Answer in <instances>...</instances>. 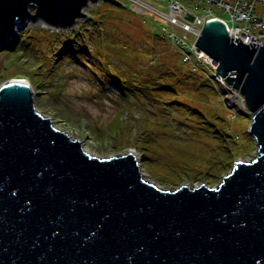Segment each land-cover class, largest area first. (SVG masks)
Segmentation results:
<instances>
[{
    "label": "water",
    "instance_id": "water-1",
    "mask_svg": "<svg viewBox=\"0 0 264 264\" xmlns=\"http://www.w3.org/2000/svg\"><path fill=\"white\" fill-rule=\"evenodd\" d=\"M98 0H0V42L19 20L69 28ZM120 4L117 0H104ZM35 11L32 13L31 9ZM208 20L196 45L240 89L258 154L216 187L163 189L133 152L99 158L35 108L30 84L0 85V264H264V43ZM5 83V84H4Z\"/></svg>",
    "mask_w": 264,
    "mask_h": 264
},
{
    "label": "rangeland",
    "instance_id": "rangeland-1",
    "mask_svg": "<svg viewBox=\"0 0 264 264\" xmlns=\"http://www.w3.org/2000/svg\"><path fill=\"white\" fill-rule=\"evenodd\" d=\"M117 1L122 7H111V2L104 0L87 2L82 8L86 16L78 17L69 28L21 19L10 38L0 42V85L27 79L36 110L51 118L54 127L102 159L133 152L144 178L163 189L174 190L184 184L192 188L203 183L218 186L236 160L250 162L258 154L256 139L249 131L253 112L240 89L230 84L238 94L230 97L223 85L213 80L211 67L200 64L196 69L179 60L174 50L180 51L171 32L180 34L183 47L194 49L201 34L189 31L185 24L202 33L213 13L218 12L229 23L232 15L203 2V9H196L199 11L183 6V16L178 17L181 21L173 23L161 16L169 12L170 0ZM185 3L194 9L193 0ZM98 5L104 7L100 17L106 34L90 40L84 57L76 55L78 62L68 54L61 63L56 61L60 34L75 33L82 43L79 31L91 25L89 14ZM196 16H201V22L194 21ZM17 39L22 42L16 50L1 46ZM258 43H264V34ZM75 45L78 43L69 45V49ZM173 62L178 72L171 76L188 80L173 81V89L164 95L143 87L130 88L128 85L136 84V79L128 85L122 82L130 73L138 79L142 71L145 77L158 73L157 80L166 82L168 74L164 75L162 67L174 68ZM213 64L217 70L215 60ZM169 95L180 103L162 112L155 102Z\"/></svg>",
    "mask_w": 264,
    "mask_h": 264
},
{
    "label": "built area",
    "instance_id": "built-area-1",
    "mask_svg": "<svg viewBox=\"0 0 264 264\" xmlns=\"http://www.w3.org/2000/svg\"><path fill=\"white\" fill-rule=\"evenodd\" d=\"M171 1L172 3L169 8L170 10L172 8H178L180 11H183L182 7L184 6L185 10L187 8L191 11H199L203 9L201 7L203 2L211 4L212 9L218 7L219 9L225 10L232 15L230 23L228 20L221 18L217 10V15L213 13V15H211L208 20L219 16L223 22L225 21L229 35L240 38L245 42L258 43V39L262 36V34H264V0H198V3L193 0L194 9H191L189 6H187L183 0H170V2ZM182 11L176 18L170 17V19L173 20V23L181 21L178 17L183 16ZM200 17L201 16H196L194 21L199 19V22H201ZM185 26L189 29V31H196L197 34H201V31L196 30L195 27L190 26L189 24H185ZM171 33L174 36L173 42L178 46L177 48L180 51L183 62L190 63L194 68H197L200 64H205L211 67L213 70L214 80L218 81L224 86L226 93L231 95L230 97H235L234 95L238 97V94H236L237 91L226 81L224 76L217 72L216 67L213 64L214 59L210 55L202 50H199L198 47L194 49H187L183 47L184 43L181 40L180 34H176L173 31Z\"/></svg>",
    "mask_w": 264,
    "mask_h": 264
},
{
    "label": "trees",
    "instance_id": "trees-1",
    "mask_svg": "<svg viewBox=\"0 0 264 264\" xmlns=\"http://www.w3.org/2000/svg\"><path fill=\"white\" fill-rule=\"evenodd\" d=\"M108 4H110L111 7H115L114 4H111V3H108ZM120 7H122V5H120ZM103 12H104V7L98 5L96 8H94L93 12L91 14H89L88 19H89V21H90L89 23L91 25H89V26L87 25V26L83 27L84 31L83 30L81 32L79 31V34H78L79 37H81V41H82L83 44L77 41L75 33H73V34L72 33L71 34L67 33L65 36H62V34H60L61 37L58 38V40H61V48L58 51V56L55 58L56 61H59L61 63L62 59L64 57L70 55L74 59H77L76 61L78 62L79 58H77L76 55L79 54V53H81L82 56L84 57V53H85L84 51H85V49L88 48L87 45H88L89 41L92 40L93 38L97 39L98 36L101 37V34L103 36L106 34V30L103 28V20L100 17ZM21 42H22V40L19 41L17 39V40L12 41L10 44L1 43V46L4 45L8 49H9V47H12V48H15V50H16V49H18L20 47L19 44H21ZM76 43H78V45H75L72 48V50L69 49L71 45H74ZM174 51H175L176 55L178 56V58L180 60L181 59V54L178 51H176V50H174ZM56 52H57V50H56ZM23 54H24V52H21L20 56H23ZM87 54H89V52ZM181 61H182V59H181ZM173 65H174V68L171 67L170 65H166V66L162 67V69L164 71V75L168 74V75H165L166 76V80H167L166 82H165L164 79H162L163 81L157 80V78L159 77L158 73L156 75L153 74V75H149V76L145 77L144 75H142V74L145 73L143 71L141 72V75L138 78L139 80L137 79V77L133 76V74L130 73L129 79L127 81H124L123 78H122V80H123L122 82H124V83L127 82V85H128V83H133V81L137 80L139 82V84H137L138 83L137 82L134 85H131V86L128 85V86L130 88H135V87L136 88H141V87H143L144 89L149 90L151 93L153 91L155 93L157 91H160L164 95V93H167L165 91H171L173 89L172 86H171V83L173 81L179 83V82H185V80H188V79H184V78L181 80L179 78H174V76H171L172 73L178 72V70L175 67L176 66L175 62H173ZM181 74L184 75L183 72ZM125 77L127 78V76H125ZM172 77H173V79H172ZM162 78H164V77L162 76ZM155 103L156 104H160V106L162 108V112H168V111H170V109L173 110V105L175 103H180V102L178 100H174V95H169L168 97L167 96L162 97V100L160 101V103H157V102H155ZM165 114H167V113H165Z\"/></svg>",
    "mask_w": 264,
    "mask_h": 264
},
{
    "label": "bare ground",
    "instance_id": "bare-ground-1",
    "mask_svg": "<svg viewBox=\"0 0 264 264\" xmlns=\"http://www.w3.org/2000/svg\"><path fill=\"white\" fill-rule=\"evenodd\" d=\"M181 13V11L178 9V8H172L171 10H170V12H168V13H162L161 14V16H164V18H170V17H172V18H176L179 14ZM212 19H219V20H222L219 16L218 17H214V18H212ZM40 20H44L43 18H41ZM223 21V20H222ZM23 22V20H20V21H18V23H17V25L16 26H18V25H20V23H22ZM45 22V21H44ZM225 22V21H224ZM45 23H47V22H45ZM48 24V23H47ZM49 26H51L50 24H48ZM54 27V26H53ZM17 80H20V81H23V82H27L28 84H29V81L27 80V79H23V78H21V79H17ZM5 84V83H4ZM235 97H236V95H234Z\"/></svg>",
    "mask_w": 264,
    "mask_h": 264
}]
</instances>
